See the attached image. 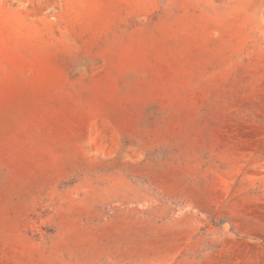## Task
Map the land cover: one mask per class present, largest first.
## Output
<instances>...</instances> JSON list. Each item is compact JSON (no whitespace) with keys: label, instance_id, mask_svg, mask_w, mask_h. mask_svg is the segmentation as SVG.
Segmentation results:
<instances>
[{"label":"rangeland","instance_id":"rangeland-1","mask_svg":"<svg viewBox=\"0 0 264 264\" xmlns=\"http://www.w3.org/2000/svg\"><path fill=\"white\" fill-rule=\"evenodd\" d=\"M0 264H264V0H0Z\"/></svg>","mask_w":264,"mask_h":264}]
</instances>
